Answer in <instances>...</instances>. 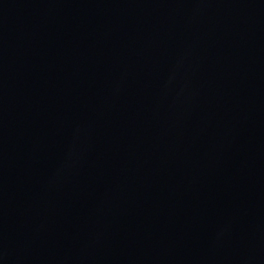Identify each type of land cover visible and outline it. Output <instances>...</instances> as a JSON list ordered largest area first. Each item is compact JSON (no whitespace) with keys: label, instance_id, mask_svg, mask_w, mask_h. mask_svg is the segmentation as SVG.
<instances>
[{"label":"water","instance_id":"water-1","mask_svg":"<svg viewBox=\"0 0 264 264\" xmlns=\"http://www.w3.org/2000/svg\"><path fill=\"white\" fill-rule=\"evenodd\" d=\"M0 264H264V0H0Z\"/></svg>","mask_w":264,"mask_h":264}]
</instances>
